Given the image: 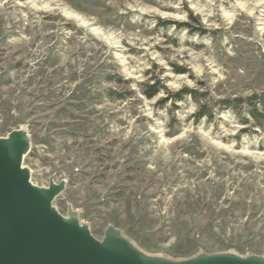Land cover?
I'll return each mask as SVG.
<instances>
[{"label":"rangeland","instance_id":"374dc122","mask_svg":"<svg viewBox=\"0 0 264 264\" xmlns=\"http://www.w3.org/2000/svg\"><path fill=\"white\" fill-rule=\"evenodd\" d=\"M155 78L167 91L148 99ZM255 101L264 115V0H0V136L29 133L32 182L65 181L55 207L98 240L264 257Z\"/></svg>","mask_w":264,"mask_h":264},{"label":"water","instance_id":"95a60500","mask_svg":"<svg viewBox=\"0 0 264 264\" xmlns=\"http://www.w3.org/2000/svg\"><path fill=\"white\" fill-rule=\"evenodd\" d=\"M31 151L26 130L0 136V264H264L259 255L200 253L185 260L150 256L111 226L98 240L79 213L55 207L66 182L35 185L25 159Z\"/></svg>","mask_w":264,"mask_h":264},{"label":"trees","instance_id":"16d2710c","mask_svg":"<svg viewBox=\"0 0 264 264\" xmlns=\"http://www.w3.org/2000/svg\"><path fill=\"white\" fill-rule=\"evenodd\" d=\"M190 19L194 20L195 18L190 14ZM182 26H185V27H188V28L190 27V25L188 23L182 24ZM176 71L178 73H182L184 70L181 69V68L180 69L178 68ZM161 90L167 91V88H165V86L161 84V80H159L158 78H155L154 82L152 84H148L147 85V87H146V89H145V91L143 93H144L146 98L152 99V98L156 97ZM200 95H202V94H200ZM169 96H171L170 100L171 101H175V103L183 101L187 96H189L191 98L192 97L193 98L197 97V95L194 94L193 90L185 88V89H182V90L178 91L175 94H169V92H168V96L165 97L164 99L160 100L159 104L162 105V106L165 105L169 101V98H168ZM257 98L258 97L255 96V100H257ZM253 99L254 98H252L250 100H253ZM242 101L243 100L240 99V98L239 99H234V100H230V99L222 100L221 101V104L223 105L222 109H226V108H230V107H237V105L242 104ZM250 103H252V107H253V110H251V115L253 117H255L256 120L260 121V119L263 118L264 115H262L260 110L256 107L258 102L255 101V104H253V102H250ZM261 103H263V102H261ZM231 104H233V105L230 106ZM174 105H175L174 108H176V104H174ZM208 110H209V108H208L207 104L200 105L198 112L195 113V115H196L195 117L197 118V120H200V119H202L204 117H208V119H212L213 115Z\"/></svg>","mask_w":264,"mask_h":264},{"label":"bare ground","instance_id":"6f19581e","mask_svg":"<svg viewBox=\"0 0 264 264\" xmlns=\"http://www.w3.org/2000/svg\"><path fill=\"white\" fill-rule=\"evenodd\" d=\"M69 15H70L71 18H74V19H77V20L79 19V16H77V15H74V14H69Z\"/></svg>","mask_w":264,"mask_h":264}]
</instances>
